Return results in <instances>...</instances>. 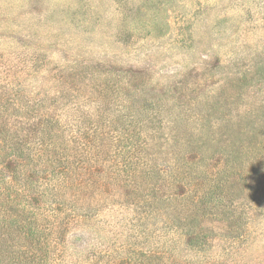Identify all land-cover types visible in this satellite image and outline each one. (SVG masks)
Wrapping results in <instances>:
<instances>
[{"label":"rangeland","instance_id":"1","mask_svg":"<svg viewBox=\"0 0 264 264\" xmlns=\"http://www.w3.org/2000/svg\"><path fill=\"white\" fill-rule=\"evenodd\" d=\"M0 264H264V0H0Z\"/></svg>","mask_w":264,"mask_h":264},{"label":"trees","instance_id":"2","mask_svg":"<svg viewBox=\"0 0 264 264\" xmlns=\"http://www.w3.org/2000/svg\"><path fill=\"white\" fill-rule=\"evenodd\" d=\"M220 189H222V185H221V187L220 186L218 187V185H216L214 188L211 189V193L210 194H209V192L206 194V197H210L211 201H212L213 198H214V194L218 193V191ZM198 203H199L198 201L195 202V207L197 206ZM211 210L212 209L206 211V209L203 208V215L204 216H208L210 214H213V211H211ZM219 214H220V211H219ZM12 217L13 218L17 217V219L20 218V219L24 220L23 219L24 215H22V214H16L15 213V214H12ZM28 219L30 220L31 218H28ZM3 222L4 223L10 222L6 218V215H5L4 219H3ZM15 223L17 225V228H19V229H15V231H14L16 233V238L17 239H20L22 242L26 241V243H28L29 241H31L33 239H36L38 237V233H37L36 230L33 229V225H29L26 222L24 223V221H22V222H19V221L17 222L16 221ZM17 223L20 225V227H18ZM192 228H193V226H190L189 227V231L187 233L189 235L188 243H190V244H192V243L193 244H201L202 242H205L204 234L201 233L202 231L197 233V232H194ZM23 253L26 254V252H23Z\"/></svg>","mask_w":264,"mask_h":264}]
</instances>
